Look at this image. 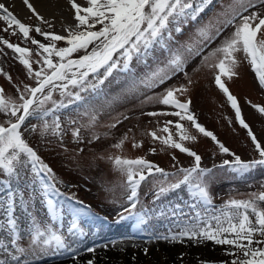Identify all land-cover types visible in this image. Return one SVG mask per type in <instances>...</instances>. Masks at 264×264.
<instances>
[{
	"label": "snow or ice",
	"instance_id": "1",
	"mask_svg": "<svg viewBox=\"0 0 264 264\" xmlns=\"http://www.w3.org/2000/svg\"><path fill=\"white\" fill-rule=\"evenodd\" d=\"M67 2L74 10L76 24L65 28L66 35L45 31L39 25H26L8 6L0 3V21L5 24L3 31L19 35L22 41H30L35 46L33 51L0 38V45H3L0 53L4 52V48L11 50L27 78L33 81L31 85L24 84L22 89L16 88V99L7 96L5 89L0 87V115L6 117L0 123V176L5 178L0 180V184L7 189V199L0 201L5 216V222L0 223V250L6 254V258L0 259V264H37L46 254L75 253L77 250L70 238L85 235L79 217L91 215L90 207L76 200L75 194L68 196L60 191L57 185L61 181L53 169L43 162L25 134H37L41 139L51 136L62 145L65 135L59 115L62 110L83 105V94L99 96L109 78H114L117 73L131 74L134 61L146 64L157 46L171 51L169 42L173 39V31L180 33L182 24L197 20L213 0H86L87 6H82L77 0ZM23 4L40 24L52 27L30 0H23ZM229 28L233 30L212 51L202 56L205 49ZM33 32L47 43L37 40L31 35ZM196 37L182 51L172 52L163 67L147 73L129 89L132 92L141 87L151 90L165 85L178 73L184 74L186 84L166 87L163 92L148 96L141 103H156L170 109L145 113L149 117L177 118L175 122L165 120L162 128L149 131L146 135L163 148L186 154L192 159L191 167H179L177 161L174 164L177 171L169 173L143 157L129 159L121 155H99L97 159L109 161L123 177L120 187L127 193L129 206L119 214V221L134 219L137 229L148 223L150 211L135 210L140 203L142 184L151 178L156 189L155 200L170 194H177V199L182 200L179 193L186 192L192 201L188 205L192 215L188 218H183L186 214L179 203L173 206L172 214L176 217L173 227L177 231L169 229L166 234L157 235L156 239L171 242L187 239L197 243L210 241L214 245L230 246L226 254L235 257L231 264H264V191L252 193L248 199H230L219 209L208 212L212 207L209 185L217 169L239 178L256 170H264V145L246 123L237 98L227 86V81L238 77L242 56L255 74L259 86L264 88V0H231L213 21L198 28ZM60 42L65 46H58ZM200 56L201 66L213 72L216 87L234 110L236 122L247 130L258 158L244 161L231 152L213 132L198 122L191 110V100L181 99L189 94L193 84L186 71L189 60ZM34 64L37 67L34 68ZM0 76L12 82V77L2 69ZM55 94L59 95V100L54 98ZM252 107L264 115V106ZM84 115L88 117V123L71 129V138L77 144L83 142L81 128H94L98 122L96 112L86 110ZM32 119L37 123H32ZM128 119L126 115L123 119L114 118L113 122L105 125L109 130L105 135ZM184 122L190 124L199 135L210 138L220 154L232 156L233 159L224 160L213 168L201 167L202 157L186 146L196 143L198 137L188 131ZM76 123L75 120L69 121V124ZM173 127L175 133L171 131ZM158 132L166 135H158ZM130 133L132 129L124 132L112 147L122 150L125 144L130 143L133 148H141L142 144ZM100 139L99 135L93 133L88 143ZM79 151L83 152V149ZM151 151L154 153L155 149ZM172 159L175 161L176 157ZM24 189L29 191L27 200ZM37 199L46 209L47 222L39 220L32 211ZM65 205L71 217L66 231H62ZM201 206L203 211L198 210ZM151 211L154 213L155 210ZM17 212L20 215H16ZM22 222L26 227H21ZM53 222H56L55 226ZM25 237L28 248L20 244ZM87 251L95 253L96 247H89ZM87 264L95 262L89 260Z\"/></svg>",
	"mask_w": 264,
	"mask_h": 264
},
{
	"label": "rangeland",
	"instance_id": "2",
	"mask_svg": "<svg viewBox=\"0 0 264 264\" xmlns=\"http://www.w3.org/2000/svg\"><path fill=\"white\" fill-rule=\"evenodd\" d=\"M230 2L231 0H213V3L200 14L197 20H189L187 24H182V31L180 33L173 31V39L169 42L171 51L157 46L146 64L142 63L141 65L135 63L131 74L121 75V73H117L114 78H109V81H106L105 85L102 86L103 91L99 96L93 97L89 94H83L85 96L83 105H73L68 109L62 110L59 113L61 116V124L65 129L62 145L56 138L51 136L41 139L37 134H25L26 139H28L30 145L40 155L43 162L53 169L57 179L61 181L57 185L60 191L68 196L75 194L76 200L82 201L84 205L89 206L91 209V215L79 217V224L85 235L82 238H70L73 247L77 248L78 246L82 247V249H76L77 251L75 253L46 254L37 264H59V262L65 259H70L71 261L73 256L77 259L79 253L87 251L89 247L97 248V246L98 248L94 253V262L95 264H103L102 262L95 261V259L103 256V253L97 252L99 245L116 240L120 244H124L122 248L124 252H129L130 249H142L145 252V250L149 249L148 258L150 257L151 251L155 250L154 247L159 243H163L166 246L179 243L182 244L181 247H184L183 244L187 239L179 242H171L158 240L155 237L166 234L169 229H172L174 232L177 231L173 227L176 217L172 214V208L175 204L179 203L181 205L183 213L186 214L183 218H188L192 215L188 207L192 203L189 195L186 192H180L179 196L183 197L182 200L177 199V194H170L166 198L155 200L154 192L156 189L153 187L152 179L149 178L148 182L142 184L140 203L137 205L135 211L139 212L148 209L151 218L146 225H142L140 229H137L134 219L119 221V214L123 213L124 208L129 206L127 203V193L120 187L123 183V177L112 168L109 161L106 159L99 160L97 157L99 155H104L105 157L109 155H121L129 159L143 157L169 173L177 171V167H174L177 161L179 162V167H191L192 159L186 154L180 153L178 150L163 148L159 142H153L146 135L149 131L162 128L165 120H173L175 122L177 118L172 116L149 117L145 113L151 111H168L170 109L156 103H141L146 97L163 92L166 87L186 84L187 81L184 74L178 73L165 85L151 90L141 87L132 92L129 89L132 88L134 82L142 79L147 73L155 70L157 67H163L172 52L177 50L182 51L185 46L193 43L197 38L196 33L198 28L213 21L217 14L223 11ZM254 10L251 9L250 11ZM71 12L74 15L73 9H71ZM70 20L72 22L71 26H75L76 21L74 20V16ZM24 21L26 24L28 23L27 20ZM50 23L58 25L61 21H50ZM4 27V22L0 21V38L8 39L11 43L19 44L22 47H29L35 51V46L31 45L30 41L24 42L19 35L14 36L10 32H4ZM232 30V28L227 29L223 33V36L205 49L202 56L212 51L220 43V40ZM48 31L55 32L59 35H66L65 28L51 27ZM31 35L42 43H47V41L43 40V37L37 35L35 32L31 33ZM58 46L63 47L65 45L63 42H60ZM0 47H3V45H0ZM202 56L196 57L194 60H189L186 71L188 76L192 78L193 84L190 87L189 94L186 97H181V99L191 100V110L195 113L198 122L208 131L213 132L231 152L240 156L244 161L258 158V154L254 151V146L247 135V130L241 128L236 122L234 110L231 108L224 94L216 87L213 72L201 66ZM33 58L35 59L36 57L34 56ZM33 66L34 68L37 67L35 64ZM0 69L12 77V82L9 83L5 76H0V87H3L5 94L11 96L13 99L18 98V93L16 92L17 87L22 89L24 84H33V81L27 78L23 67L14 59L11 50L4 48V52L0 53ZM238 72V77L227 81V86L230 92L237 98L246 123L250 126L252 132L261 144L264 145V115H261L252 107V105L264 106V88L259 86L255 74L252 72L250 66L243 61L242 56ZM54 98L57 100L60 99L58 94H55ZM86 110L96 112L98 114V122L94 128H81L83 142L77 144L71 138V129L88 123V117L84 115ZM125 115L129 119L118 125L116 129H112L111 133L106 136L105 134L109 133V130L105 125L113 122L114 118L118 117L123 119ZM5 120L6 117L0 115V123H3ZM70 120H75L77 123L69 124ZM31 122L37 123L34 119ZM184 124L191 134L197 135L198 137L196 143L186 144V146L191 147L202 157L201 167L213 168L214 165L222 164L224 160L233 159L232 156L220 154L210 138L196 133L195 129L191 128L187 122H184ZM128 129H132L130 135H134L136 140L142 144V147L133 148L130 143H127L122 150L114 149L112 145ZM171 131L175 133L174 127L171 128ZM93 133L99 135L101 139L93 143H88ZM158 135L166 134L158 132ZM81 148L83 152L79 151ZM153 148L155 149L154 153L151 151ZM173 156L176 157L175 161L172 159ZM3 179L5 178L0 176V180ZM21 187L23 188V183H21ZM209 191L212 197V207L208 209V212L211 213L213 209H219L230 199H248L250 194L264 191V170H256L249 176L238 179L232 173L217 169L216 176L210 182ZM6 194L7 189L0 184V201L7 199ZM28 196L29 191L24 189V198L26 200ZM151 210H155L154 213ZM198 210L203 211V206ZM32 211L39 220L48 221L46 209L42 207L39 199L36 200L35 208ZM16 215H20V213L17 212ZM63 215L64 228L62 231H66L68 221L71 217V213L67 212L66 205ZM4 222L5 216L3 208L0 207V223ZM90 222L91 225H89ZM94 223L106 225L105 229H108L107 227L122 229L118 236L113 235L109 239L103 240L101 231H94L98 230L99 227L95 226L96 229L94 230L91 228L94 226ZM55 224L56 222H53L54 226ZM21 227H26V225L22 222ZM88 235L94 236V240L91 242L85 241ZM156 240L158 242L155 243ZM203 243L212 246L215 256L207 260H191L183 264H231V261L235 258L234 256L226 254L230 246L214 245L210 241ZM20 244L22 247L28 248L27 237L21 239ZM233 251L235 250L233 249ZM186 253H189V251L181 249L177 252V256H182L181 254ZM4 258H6V254L3 250H0V259ZM139 262L140 264H144L140 259H138L137 263ZM158 263L159 261H156L153 264Z\"/></svg>",
	"mask_w": 264,
	"mask_h": 264
},
{
	"label": "bare ground",
	"instance_id": "3",
	"mask_svg": "<svg viewBox=\"0 0 264 264\" xmlns=\"http://www.w3.org/2000/svg\"><path fill=\"white\" fill-rule=\"evenodd\" d=\"M77 2L82 6H87L86 0H77ZM0 3L8 6L9 10L12 11L13 14L16 15V17L22 22L24 20H27V24L25 23V21L23 22L26 25H31L33 27L39 25L43 30L48 31L49 27H47V25L40 24V22L36 20L34 16H32V13L23 4V0H0ZM30 3L33 4L37 12L42 17H44L45 20L49 22H53L56 20L61 21V23L58 25L52 24L53 28H66L68 26H71L72 22L70 18L73 19L74 15L72 14L71 9H69L70 5L68 4L67 0H30ZM89 225H91V222L89 223ZM123 225L126 226L125 224ZM95 226H98L99 229L94 230L96 229ZM105 227L106 225L102 223H94V226L91 228L94 231H101V237L103 238V240H107L113 235L118 236L119 232H121L122 229L115 227H107L108 229H105ZM94 238V236L88 235V237L85 238V241L87 240L88 242H91L94 240ZM113 242H115V244L110 242L99 245V249L97 252L103 253V256L95 259V261L102 262L103 264H140V262L137 263L138 259H140L144 264H153L156 261H159L158 264H183L185 262H190L191 260L202 261L207 260L208 258H213L215 256L213 254L211 245H206V243L203 242H201L200 244L195 241L189 240L184 242V247H181L182 244L179 243L174 245L170 244L169 246H166L163 243H159L154 247L155 250L151 251L149 258L147 257V255L149 254V249L146 253L143 252L142 249H130L129 252H124L122 249L124 247L123 243L120 244L118 240ZM156 242H158V240H156L155 243ZM197 244L200 245L198 246ZM74 245L76 246L75 243ZM105 245H107V247H105ZM76 249H82V247L77 246ZM181 249L189 251V253L181 254L182 256H177V252ZM61 257L64 256L62 255ZM94 258V253L85 251L83 253H79L77 259L76 257L75 259H71V261H73L72 263L70 259H65L64 261L59 262V264H86L87 261L94 260Z\"/></svg>",
	"mask_w": 264,
	"mask_h": 264
},
{
	"label": "trees",
	"instance_id": "4",
	"mask_svg": "<svg viewBox=\"0 0 264 264\" xmlns=\"http://www.w3.org/2000/svg\"><path fill=\"white\" fill-rule=\"evenodd\" d=\"M135 63H136V62L134 61L133 64H132V68H133V66H134ZM141 65H142V63H141ZM121 75H128V74H121ZM248 176H249V175H248ZM238 179H240V178L238 177ZM241 179H243V178H241Z\"/></svg>",
	"mask_w": 264,
	"mask_h": 264
}]
</instances>
